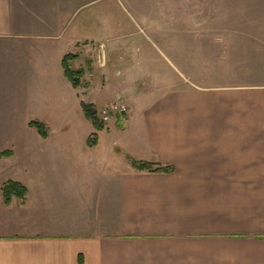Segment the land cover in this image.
I'll return each instance as SVG.
<instances>
[{
	"label": "crops",
	"instance_id": "1",
	"mask_svg": "<svg viewBox=\"0 0 264 264\" xmlns=\"http://www.w3.org/2000/svg\"><path fill=\"white\" fill-rule=\"evenodd\" d=\"M97 1L0 0V153L17 151L19 117L64 120L73 91L72 104L79 101V88L65 75L66 56L76 55V70L95 75L100 43L106 73L109 66L117 75L126 73V64L134 66L126 54L103 53ZM132 3L145 11L146 32L169 51L180 73H210L209 56L194 53L191 19L167 16L145 1ZM206 41L203 51L210 46ZM227 42L225 50L235 52L237 41ZM200 64L203 69L196 70ZM175 85L154 99L115 97L132 105L118 142L134 139L137 161L175 171L127 166L101 180L89 212L95 220L77 215L71 222L18 221L17 213L38 210L37 201L47 197H35L24 182L31 198L5 205L3 187L17 180L0 162V264H264V85ZM91 88L98 110L113 102Z\"/></svg>",
	"mask_w": 264,
	"mask_h": 264
},
{
	"label": "rangeland",
	"instance_id": "2",
	"mask_svg": "<svg viewBox=\"0 0 264 264\" xmlns=\"http://www.w3.org/2000/svg\"><path fill=\"white\" fill-rule=\"evenodd\" d=\"M136 1L98 0L95 3L99 38L106 45L103 53L107 55L109 51H114L113 55L118 57L126 54V60L134 61V66L126 64V73L120 72V75H117L116 67L109 66L106 73V69L100 67L102 63L104 65V58L101 59V46L98 43L100 59H94L98 72L94 70L93 73L94 77L99 76V83L94 82L92 73L88 72L81 81L83 84L79 91L75 92L79 101L72 104L76 96L74 91L67 98L68 104L71 101V107L67 105L65 119L57 121L56 116L47 115L46 118L51 121L41 122L47 128V138L30 126L34 120L29 122L19 117L16 123L17 151H10L12 155L1 161L5 160L8 170L12 172L9 178L24 186V182H27L35 197L43 193L47 199L37 201L42 204L38 210L28 214L17 213V218H14L18 221L71 222L77 215L82 219L95 220L89 212L92 213V207L96 205L94 194L99 182L125 172L127 166H132L131 160H140L141 154L134 139L118 142V133L126 127V116L132 111L130 101H124L128 107L125 118L114 115L110 122L104 124L103 131H97L86 119L82 108L83 103L93 104L90 100L91 86L92 91L95 89L100 95H106L116 102L114 99L117 96L131 101L136 97L154 99L174 83H177V89L190 85L209 88L264 85V0H139L162 7L167 11V16L171 14L192 20L194 53L209 56L207 66L210 69V73L196 74H182L172 65L171 57L167 56L169 51L146 32L141 16L145 11L133 6L132 2ZM106 11L107 15L104 14ZM81 17L79 15V19ZM231 38L237 41L233 44L235 52L225 50L229 47L227 40ZM207 39L210 46L203 51L201 47L207 44ZM225 58L233 63L226 64ZM105 62L106 66L109 65L108 60ZM144 62L148 64L147 68ZM199 66L196 70L203 69V65ZM72 67L76 70L78 66ZM145 70L153 73H145ZM93 82L94 85L91 84ZM140 99L141 105H145L146 99ZM29 197L27 193L19 201L25 203Z\"/></svg>",
	"mask_w": 264,
	"mask_h": 264
},
{
	"label": "trees",
	"instance_id": "3",
	"mask_svg": "<svg viewBox=\"0 0 264 264\" xmlns=\"http://www.w3.org/2000/svg\"><path fill=\"white\" fill-rule=\"evenodd\" d=\"M77 59L76 55H68L63 61V67L65 70V75L67 79L72 83L73 87L78 89L81 87V81L85 76V70L79 69L75 70L73 62ZM84 115L87 120H89L97 131L104 130V123L101 121L96 106L93 104H82ZM32 128H35L39 131L40 135L43 138H47V128L46 126L38 121H33L30 123ZM11 152L0 153V161L5 157H10ZM132 167L139 172H149V173H165L170 174L175 171V168L172 166H162L160 164L149 163L146 161H137L131 160ZM28 189L26 186L15 181H9L3 187V194L5 199V204L10 205L14 198L24 199Z\"/></svg>",
	"mask_w": 264,
	"mask_h": 264
},
{
	"label": "built area",
	"instance_id": "4",
	"mask_svg": "<svg viewBox=\"0 0 264 264\" xmlns=\"http://www.w3.org/2000/svg\"><path fill=\"white\" fill-rule=\"evenodd\" d=\"M128 114V107L124 101H116L105 105L99 113L103 123H108L114 115L124 117Z\"/></svg>",
	"mask_w": 264,
	"mask_h": 264
}]
</instances>
